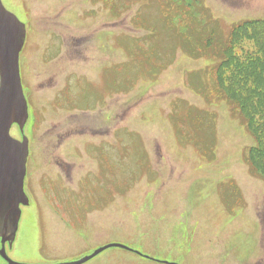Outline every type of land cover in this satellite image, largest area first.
Here are the masks:
<instances>
[{
	"label": "rangeland",
	"instance_id": "rangeland-1",
	"mask_svg": "<svg viewBox=\"0 0 264 264\" xmlns=\"http://www.w3.org/2000/svg\"><path fill=\"white\" fill-rule=\"evenodd\" d=\"M1 1L26 27L29 116L10 134L27 135L32 168L74 166L71 192L60 176L35 180L43 170L25 180L8 257L55 264L117 243L133 251L108 247L84 264H264V177L214 85L219 44L264 18V0H198L193 14L175 0Z\"/></svg>",
	"mask_w": 264,
	"mask_h": 264
},
{
	"label": "water",
	"instance_id": "water-1",
	"mask_svg": "<svg viewBox=\"0 0 264 264\" xmlns=\"http://www.w3.org/2000/svg\"><path fill=\"white\" fill-rule=\"evenodd\" d=\"M25 36V24L0 0V256L7 264H23L9 259L5 243L9 246L13 243L21 215L20 205L28 204L23 189L28 142L24 136L17 140L10 135L14 124L22 131L28 117L19 68ZM108 247L130 249L111 243L80 260L58 264H81Z\"/></svg>",
	"mask_w": 264,
	"mask_h": 264
},
{
	"label": "trees",
	"instance_id": "trees-1",
	"mask_svg": "<svg viewBox=\"0 0 264 264\" xmlns=\"http://www.w3.org/2000/svg\"><path fill=\"white\" fill-rule=\"evenodd\" d=\"M193 14L198 0H175ZM204 55L214 45V32L207 36ZM205 40V39H204ZM216 47V46H215ZM219 61L214 70L215 90L237 108L252 136L247 150L251 170L264 177V18L244 19L232 26L225 42L219 44ZM194 55V52H191Z\"/></svg>",
	"mask_w": 264,
	"mask_h": 264
},
{
	"label": "flooded vegetation",
	"instance_id": "flooded-vegetation-1",
	"mask_svg": "<svg viewBox=\"0 0 264 264\" xmlns=\"http://www.w3.org/2000/svg\"><path fill=\"white\" fill-rule=\"evenodd\" d=\"M23 48H24V46H23ZM73 52H75V51H73ZM26 61H27L26 58H24V62H26ZM24 62H23V71H24ZM19 64H20V74H21V67H22L21 57L19 58ZM21 80H22V75H21ZM27 103H29L28 98H27ZM29 153H30V143H29ZM30 165H32V164H28V160H27L25 180L28 179L31 176V174H33V176H37V172H39L40 170H43L44 172H42L40 175L35 177V180L39 181V180H41L42 177H45V178H47L48 182L54 183L57 179H59L58 176H60L59 180L61 182L64 181V184L67 186L68 191H70V192L74 191V188L73 189L69 188L70 185H69L68 181H70V180L67 181V179H66V178L71 177V172L74 169V166H72V163L66 162L64 160H42L41 163H35V166H33V168ZM99 165H100V162H96V165H95L96 169H97V167L99 168ZM51 167H53L54 170H51ZM30 171H33V172L31 173ZM25 180H24V186H25ZM57 192H60V191L59 190L54 191L53 194H55ZM68 197H70L69 192L67 193V196L65 198H68ZM28 205H29V203L26 206H28ZM22 207H25V206H22ZM40 238L41 237L39 236V227H38V224H36L35 239L37 241L41 242ZM41 244H42V242H41ZM150 260L154 261V262L160 261V262H156L158 264H163V263L164 264H179L177 261L169 260V259H167L168 263L163 262L166 259H160V260H156V261L154 259H150ZM87 261H85V262H87ZM85 262H83L81 264H84ZM0 264H6V262L4 260H2L0 262Z\"/></svg>",
	"mask_w": 264,
	"mask_h": 264
},
{
	"label": "bare ground",
	"instance_id": "bare-ground-1",
	"mask_svg": "<svg viewBox=\"0 0 264 264\" xmlns=\"http://www.w3.org/2000/svg\"><path fill=\"white\" fill-rule=\"evenodd\" d=\"M28 160V159H27ZM31 172V171H30Z\"/></svg>",
	"mask_w": 264,
	"mask_h": 264
}]
</instances>
